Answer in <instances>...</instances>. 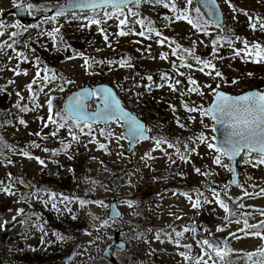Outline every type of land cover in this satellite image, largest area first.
<instances>
[{"label":"snow or ice","instance_id":"obj_1","mask_svg":"<svg viewBox=\"0 0 264 264\" xmlns=\"http://www.w3.org/2000/svg\"><path fill=\"white\" fill-rule=\"evenodd\" d=\"M223 3L227 6L233 22H238L237 16L243 14L247 17V26L251 31H259L264 34V18L251 15L247 11L238 8L233 0H223ZM14 6L18 15L37 11L43 14V20L40 24L30 26L21 24L19 20L10 26H6L0 21V37L7 36L0 43V54H4L9 63L13 59L16 61L14 66L0 69V71H11L14 77L21 75L27 77L29 70L22 69L20 65L27 63L32 65L34 69L32 78L25 88L21 89L15 79H9L6 85L0 88V92L7 95L13 94L8 92V88H13L17 97V102L12 106V109L5 112V117L10 116L12 123L6 125L0 123V128L12 127L18 130V126L27 127L28 121L23 118V114L46 108V116L37 118L40 130L29 133V135L35 136L39 141H46L49 137H52L60 145L59 148L50 149L47 146L41 147V143L33 140L25 148H14L15 152L25 158L35 159L41 166H46L44 159L30 155L31 149H40L53 157L58 156L63 151L67 158L71 160L73 156L70 154V150L73 147V142L79 144L81 136L89 137V143H98L99 149L105 152H108V146L112 142H115L119 148H123L121 141H127L131 146L130 151H134L137 143L151 141L153 146L150 151L152 153L161 151L170 163L176 164L177 160L168 153L169 149H173L179 161L182 164L191 166L193 172L201 177L216 175L211 171L212 166L233 173V180L224 184L222 188L213 182V186L209 189L212 192V200L208 199L200 188L184 191L177 189L173 195L179 194L186 197L190 207L196 210H200L206 204L217 203L225 215L219 218L220 223L215 229L216 232L227 230L230 237L238 238L236 232L231 230V225L235 224L238 226L239 231L264 239V210H260L258 222L250 223V214L244 211L246 205L242 202L243 196L253 198L257 193L248 192L243 185L238 183L237 173V163L252 167L264 165V89L241 91L239 94L224 91L225 87L238 86L240 80L226 77L217 68L216 64V61L225 58L221 55L225 47L231 51L230 58L240 59L243 63L264 64V43L250 41L246 37L242 38L236 34L234 28H229L218 0H196L195 7L194 0H65L62 4L59 3V0H55L43 9L39 8L38 4L24 3V0H18ZM143 6H159L167 10L162 17L164 28L171 29L174 24L185 22L190 26V33L196 36L197 39L191 40V37H189L191 40L190 46H182L175 38L164 35L163 31L156 26V22L143 14L141 10ZM202 9L204 10L202 11ZM61 18H64L66 23L84 21L81 25L83 28L96 26L105 46L113 51L115 49L110 40V35L116 37L136 36L143 40L153 41L161 47L167 46L170 52L160 51L156 56H151V59L156 60L158 58L161 61H169L171 72L159 74L157 80L154 79L153 75H144L140 70H137L133 79L139 77L143 83H136L133 87L144 91H137L133 99L138 102L144 95L167 87L169 91L178 93L181 98V107L186 113L185 122H182L179 117L176 118L177 127L190 131L188 125H195L198 122L200 131L192 133L185 141H181L179 138L171 140L167 137H154L150 134L151 129L146 123L126 108L117 92V88L123 89V85L118 82L112 86H80L77 90L71 92L66 99L58 97L56 93L63 94L67 92L70 86L76 85V81L57 72L54 67L48 66L46 62H42L39 56H36L33 62L25 51L18 50L20 42L17 37L21 32L7 31L8 27L24 32H27L29 28L42 29L40 35H45L50 39L52 50L57 53L64 52L66 60L80 59L82 61L80 67L83 69L84 74L90 77L101 75L105 68L108 71H112L116 66L120 69L137 68V64L133 62L131 56L121 54L114 60H97L84 52H77L63 38L62 25L59 23ZM44 25H49L50 30L45 28ZM113 27L115 31L110 33L108 30ZM200 37L207 38V43ZM116 43L118 44L119 41L117 40ZM132 43L140 44L142 40L137 39ZM198 44L204 48H210L207 57L197 54ZM25 46L27 47V45ZM151 49L152 44L149 43L145 51L150 55ZM28 50L33 54L35 53L34 48ZM96 51L99 52L102 49H96ZM137 51L139 52L141 49L138 48ZM11 53H14V56ZM170 56L176 59H170ZM193 71L207 77L209 82L200 83L192 75ZM252 75L251 72L247 73L248 77ZM123 90L126 93L132 92L131 88ZM24 91L28 93L27 97L23 94ZM193 95L198 96L201 101L208 98L210 102L205 105L203 102L197 103L195 100H189L188 97ZM41 97H43V103ZM59 99H62L63 103L57 106ZM169 107L173 112L177 111L175 105L169 104ZM97 125H103V127L97 129L95 127ZM113 125L120 129L119 133L115 132ZM43 129H48V132L45 133ZM61 130L65 132L64 137L59 136ZM97 131L104 137L105 143L96 140L94 133ZM209 132L211 135H208ZM0 144H4L2 138H0ZM201 146L208 150L210 164L207 168L194 165L193 157L200 156L199 148ZM85 147L87 146L85 145ZM117 154L123 155L124 153L118 152ZM0 155H3V153H0ZM140 159L148 166L147 162L156 159V157L145 153ZM225 159L228 163H225ZM4 160L6 162L5 167L13 163L6 156ZM180 175L181 178H186L184 173ZM7 178L8 184L6 186L4 181L0 180V190L8 195H15V192L11 191L15 183H19L28 189L20 193L17 203L30 206L38 203L45 208L50 205L51 209L57 212L60 211L58 205L63 204L65 210L69 213L72 212V209L68 207V204L73 200H77L81 206L86 203L84 199L37 187L21 178L14 179L10 172L7 173ZM234 182H236L237 187L243 190V196L236 200L227 195L221 198L222 193H227ZM252 187L255 188L256 185H252ZM193 193L195 194L194 200ZM259 195L264 196V188L260 189ZM91 202L107 207L103 200H93ZM126 206L133 208L134 201L128 199ZM8 211H11V209H8ZM16 211L17 215L13 216V221H17V218L20 217V222L24 223L26 227L38 229L42 233L41 243L43 244L45 237L48 235V232L44 229V224L47 221H43L41 214L26 212L25 208H18ZM113 215L118 216L120 213L113 210ZM175 218L182 219L181 216H175ZM72 219H76V216L73 215ZM103 224L108 226V221L105 220ZM6 225L7 222L5 221L4 226ZM202 230L205 233L211 232L209 228H203ZM188 232H191L194 237L200 235L195 225H186L182 230L172 229L171 232L165 233L169 242H174L177 248L186 250L179 252V255L187 261V264H217V261L220 264H232L231 256L234 253L228 248L227 243L210 241L208 238L195 239V244L200 251L193 255V244L181 243V238ZM87 234L91 235L90 232ZM53 235L59 236V233H53ZM155 238L158 241L161 240L159 232H157ZM241 255L246 258V264H264V247Z\"/></svg>","mask_w":264,"mask_h":264},{"label":"rangeland","instance_id":"obj_2","mask_svg":"<svg viewBox=\"0 0 264 264\" xmlns=\"http://www.w3.org/2000/svg\"><path fill=\"white\" fill-rule=\"evenodd\" d=\"M33 4H38V7L43 9L45 6L55 2V0H25ZM18 0H0V17L6 21L3 23L6 26L14 24V14L11 11L14 9L15 3ZM65 0H59V3H64ZM223 11L225 13V20L229 28H234L236 33L244 35L246 38L264 43V34L259 31L253 32L247 26V17L243 14L237 16L238 22H233L227 6L224 5L223 0H219ZM233 3L240 9L253 12L257 16L264 18V0H233ZM196 1L194 0V7ZM143 14L154 15L156 19H162L167 10L157 6H143ZM40 14L41 12L33 11ZM62 25L61 29L66 27L68 23L64 18L59 21ZM84 21H75L73 25L68 28L72 31V36L79 38L85 43L82 48H76L77 52H84L85 54L95 57V59H117L121 54L130 56L133 54L134 63L137 64L136 69H120L118 66L114 67L112 71L104 70L101 75L96 77H90L84 74L83 69L80 67L82 61L76 60H61L54 67L57 72L62 73L69 79H74L76 85L70 86L68 91L61 94L64 99L69 95L71 91L77 90L80 86H93L95 83H105L110 86L117 82L123 85V89H132L131 93H126L123 89L117 88L118 95L123 100L126 108L134 112L138 117L146 121L147 126L151 129V135L154 137H167L168 139L175 140L179 138L181 141H185L192 133H198L200 131L199 124H189L190 131H185L177 127L176 118L179 117L182 122L186 120V113L181 107V98L178 93L169 91L167 87L163 89L154 90L148 95H144L138 102L134 101L133 97L137 91H144L133 87L136 83H143L139 77L133 79L134 74L139 67L145 69L142 74H153L171 72L169 61H161L158 58L152 60L151 56H156L160 51H169L167 46L161 47L153 41L143 40L140 37H116L110 35V40L113 44V48L109 49L105 46L102 36L98 33L96 26L90 28L81 27ZM111 23V22H109ZM160 26L164 35L175 38V40L184 46H190L191 40H196L197 37L192 35L189 31L190 26L185 22H178L174 24L171 29L164 28L161 21ZM45 28L50 30V26L46 25ZM18 31V29L7 28V31ZM42 29H36L30 35L27 33L25 36L20 35L17 38L28 39L29 41L35 40L31 44L24 43L18 45V50L25 51L29 58L33 61L37 56L38 48H46V57L49 59V48L52 47L50 39L45 35H40ZM110 33L115 31V28L108 30ZM191 37V40L189 39ZM5 37H0V43L3 42ZM140 39L142 43L135 44L132 41ZM207 43V38L200 37ZM119 41L117 44L116 41ZM88 43V44H86ZM151 43L152 49L149 55L145 49L147 45ZM27 45V47L25 46ZM88 46V48H87ZM238 47L240 45H237ZM175 47V45H173ZM29 48H34L35 53L29 51ZM141 51H137V49ZM96 49H102V51H96ZM204 47L197 45L196 52L200 53ZM210 49V48H209ZM9 51V50H6ZM14 56V53H11ZM65 54V53H64ZM70 54V53H69ZM66 55V54H65ZM225 58L223 60L216 61L217 68H219L226 77L230 79H239L240 84L238 86H228L224 90L232 93H240L241 91L253 88L264 89L259 86H264V64L255 63H243L240 59H233L231 57V51L223 50L221 52ZM207 57V55H206ZM170 59H176L171 57ZM45 62V61H42ZM16 61L13 59L10 63L7 61V57L4 54H0V69H6L14 66ZM49 66V65H48ZM22 69H28L29 75L27 77L21 75L14 77L11 71H0V86L3 88L9 79H15L16 83L21 89L26 87V84L31 80L33 75V67L30 64L23 63L20 65ZM99 71V69H97ZM251 72V77L247 76V73ZM105 81L102 82L99 79L103 76ZM43 75V73H42ZM192 75L200 82L207 83L208 78L199 72L193 71ZM127 77V79H125ZM154 79L158 80L155 76ZM8 92H12V95L0 94L2 100L5 95L7 99L6 106L10 107L17 102V97L14 94L13 88H8ZM25 97L28 93L23 92ZM145 99L150 100L151 106H157L163 113L165 123L159 122L158 119L147 118L145 119V110L143 109V101ZM189 100H195L197 103L210 102L208 98L203 101L193 95L188 97ZM43 103V97H41ZM169 104L175 105L177 111L169 107ZM0 104V123H3V110ZM144 113V114H143ZM47 110L40 109L36 112H30L23 114V118L28 121V126H18V130L12 127L0 128V138L3 139L4 144H0V180L4 181L5 186L8 184L7 173H12L13 178H21L26 182H30L37 187H43L51 190V187L46 183L49 181L47 178L52 177V173L57 179H65V191H62L60 186L53 185V189L56 193H70L72 197H78L86 201L84 206H81L77 200H73L68 207L72 209L69 213L65 210L64 205H58L60 211L43 207V205L34 203L28 205L24 203H17L20 198V193L27 191L23 185L15 183L11 191L15 192V195H8L6 192L0 190V235L3 230L4 222L13 221V216L17 215L18 208H25L26 212H35L41 214L46 212V220L50 222L52 219L53 224H44V229L49 230L48 235L45 237V242L41 243L42 233L34 227H26L24 223L20 222V218L17 221H13L10 226L8 235L10 233L12 238L7 239L5 242H0V264H41L47 261L39 262L37 258L28 256L26 260L22 259L24 253H30L32 256L38 251L54 250L53 254L57 256L68 255L69 253L78 250V255L73 258L72 264H116V260L121 264H184L185 260L179 255V252L186 251L183 248H177L174 242H169L165 236V233L171 232L172 229L177 231L182 230L186 225H195L200 232L199 237H194L191 232L185 233L181 238V243L193 244V253L196 254L200 249L195 244V239H204L207 236L203 232V228H209L210 235L215 236L222 243H227L228 248L235 254V260L245 259L241 254L248 251H254L264 247V239L253 237L250 234L244 232L243 235L237 236L238 238H231L229 232H216L215 229L220 223V219L225 213L219 208L217 203L206 204L200 210L192 209L186 197L179 194L173 195L177 189L192 190L194 188H200L204 191V195L212 200V192L209 190L215 185L223 187L224 184L231 180V172L212 166L211 171L216 173L211 177H201L193 172V168L188 164H182L175 156L174 150L169 149L168 153L177 160L176 164H172L165 157L161 151L152 153L150 151L152 145L151 141H144L137 143L135 150L130 151L128 149V142L121 141L123 148H119L115 142H112L108 146V152L99 149L98 143H89V137L81 136L80 142L77 144L73 142V147L70 150V154L73 159L69 160L67 156L61 151L58 156H51L49 153H45L40 149H31L30 155L38 156L44 159L46 166H41L35 159H28L17 152L14 148H25V146L33 140H37L35 136L29 135V133L40 130L38 117L46 116ZM206 123L208 121H205ZM97 129L102 128L103 125L95 126ZM116 133L120 132V129L115 125L112 126ZM45 133L48 129H43ZM96 140L101 143H105L104 137L100 135L99 131L94 133ZM208 135H211L209 132ZM60 137L65 136L63 130L59 133ZM41 147L47 146L50 149L59 148L57 140L49 137L46 141H39ZM85 145L87 147H85ZM87 151V156H84L83 151ZM124 153L118 155L117 153ZM149 153L155 155L156 159L145 162L140 157ZM199 157H193L195 166H203L207 168L210 164L208 158V150L203 146L199 148ZM8 157L13 163L5 167L4 157ZM79 158L84 159V167L87 173L81 172L78 176L73 175V168ZM77 159V160H75ZM225 163L228 161L225 159ZM237 167L240 175V184L247 189L248 192L257 193L253 198L243 196V190L237 186H232L227 193L222 195L230 196L233 200L239 199L243 196V203L246 205L244 211L248 212L250 223L258 222L260 218V210H264V196L259 195L260 189L264 188V165L258 167H252L250 165H243L237 163ZM202 168V170H203ZM181 173L186 175V178H181ZM71 176V177H70ZM250 177V179H249ZM54 179V178H53ZM45 180V181H44ZM43 181V182H41ZM129 182L130 185H129ZM177 185L180 188L166 189L168 185ZM252 185H256L255 188ZM47 186V187H45ZM52 191V190H51ZM142 194H146L145 196ZM221 195V198L223 196ZM111 197L122 198L119 202V208L122 211L123 216L119 219H114L109 216L110 205H108V199ZM132 199L134 201V207L128 208L126 201ZM195 194L193 193V200ZM93 200H103L105 205L100 206L94 204ZM250 206V207H249ZM11 209L8 211L6 209ZM215 209V211H214ZM175 214V215H173ZM75 215L76 219L83 215V219H87V224L83 229L79 228L76 224V219H72ZM175 216H181L182 219H176ZM107 220L108 226H104L103 222ZM76 224V225H75ZM80 226V225H79ZM70 227L73 231H76L75 236L71 234ZM9 228V227H8ZM75 228V229H74ZM81 230H83L81 232ZM231 230L238 233V226L231 225ZM91 233L88 235L87 233ZM157 232L161 235V240L158 241L155 237ZM53 233H59V236L53 235ZM118 233L117 240H125L127 246L125 248L114 247L113 250L119 253L112 252V259L102 256L104 249L113 243L115 240V234ZM76 234L78 236H76ZM3 235L0 239H3ZM174 236V233H173ZM163 241V242H161ZM35 256V255H34ZM116 257V259H115Z\"/></svg>","mask_w":264,"mask_h":264},{"label":"trees","instance_id":"obj_3","mask_svg":"<svg viewBox=\"0 0 264 264\" xmlns=\"http://www.w3.org/2000/svg\"><path fill=\"white\" fill-rule=\"evenodd\" d=\"M249 14H251V12H248ZM144 15H146V14H144ZM146 16H148V17H150L152 20H154L155 22H156V26L157 27H159L160 28V23H161V21H163V20H161L160 18L159 19H156L155 17H154V15H146ZM73 22L74 21H72L71 23H68V25L66 26V27H64V29H61V33H62V35H63V38H64V40L68 43V44H70L71 46H72V48H74V49H78V48H82L83 46H85V43L84 42H82L79 38H77V37H75V36H72L71 34H72V31L71 30H68V28L69 27H71L72 25H73ZM86 44H88V43H86ZM89 45V44H88ZM35 48H36V50H37V56H39L40 58H41V61H45L46 63H47V65H49L50 67H51V65H57L61 60H63L64 59V56H65V54H64V52H59V53H57V52H55V51H53L52 50V47L51 48H49V54H48V57H49V59H47V57L45 56L46 55V48L45 47H43V48H38L37 46H35ZM87 48H88V46H87ZM132 58H134V56H133V54H131L130 55ZM135 59V58H134ZM134 59H133V61H134ZM138 69L143 73V71H145V69L144 68H142V67H139L138 66ZM105 70H107V68H105ZM149 74H151V73H149ZM154 74V73H153ZM153 74H151V75H153ZM159 74L160 73H156V75H153V77L155 78V76H157V77H159ZM144 75H147V74H144ZM104 74H103V76L99 79L100 81H102V82H104L105 81V79H104ZM259 86H263V84H261V85H259ZM0 88H2L1 86H0ZM0 94L2 95V94H4L3 92H0ZM58 97H61V95H59V94H56ZM3 97V99L1 100L0 99V104H3L4 103V105L1 107L2 108V110H3V114H4V116H3V123L6 125V124H9V123H12V120H11V117L9 116V117H5V112L6 111H8V110H11L12 109V106H10V107H7L6 106V101H7V99L8 98H6L5 97V95L4 96H2ZM62 102H63V100L62 99H59L58 101H57V106H60L61 104H62ZM151 102H150V100L149 99H145L144 101H143V109L145 110L144 112H145V119L147 118V120L149 119V118H156V119H158L159 120V122H163V123H165V120H164V118H163V115L165 114V113H163L162 112V110L161 109H158V107L157 106H151V104H150ZM77 160V159H76ZM72 168H73V175H75V176H78L81 172H85V173H87V170L85 169V167H84V159L83 158H79V160H78V162H76L74 165H72ZM71 177V176H70ZM54 178V179H53ZM47 180L49 181L48 183H46L45 182V184H47L48 186H50L51 187V190L52 191H54L55 189H53V185H58V186H60V188H61V190L62 191H65V188H66V186H65V179H57L56 177H55V175L52 173V177H50V178H47ZM45 181V180H44ZM41 182H43V181H41ZM45 187H47V186H45ZM170 187H174V188H180V187H178L177 185H168L167 187H165L163 190H165V189H168V188H170ZM59 193H61V192H59ZM66 195L67 196H70V197H72L71 196V194L70 193H66ZM142 195H146V194H142ZM223 197L225 196V195H222ZM244 199V198H243ZM231 203V202H230ZM46 215V212H43V216H45ZM83 217V215L80 217V218H78V219H76V224H77V226L79 227V228H81V229H83L84 227H85V225L87 224V219H83L82 218ZM18 218H20V217H18ZM21 219V218H20ZM10 224H13V221H11V222H9V223H7V225H10ZM48 224H50L49 226H51V224H53V221H52V219L50 220V222H48ZM75 224V225H76ZM5 226V229L4 230H7V231H4V232H1V235H3L2 237H3V239H0V242H5L7 239H11L12 238V236H11V234L12 233H10L9 235H8V227L9 226ZM25 225V224H24ZM80 225V226H79ZM72 227H70V231H71V234L72 235H74L75 236V233H76V231H79V230H75V231H73L72 229H71ZM75 229V228H74ZM83 230H81V232H82ZM239 234H244V232H241V233H239ZM0 235V236H1ZM76 236H78L77 234H76ZM35 255V254H34ZM32 256V254H30V253H24L23 254V258L22 259H24V260H26V258L28 257V256H30V257H34V258H37L39 261H42V260H45L46 258H44L42 255L40 256V255H35V256ZM236 256H239V254H235L234 253V255H232L231 256V262H232V264H246V258L243 260V259H241V260H238V261H236L235 260V258H236ZM57 257V255H51L49 258H48V260H52V259H55ZM217 264H220V262L219 261H217Z\"/></svg>","mask_w":264,"mask_h":264},{"label":"water","instance_id":"obj_4","mask_svg":"<svg viewBox=\"0 0 264 264\" xmlns=\"http://www.w3.org/2000/svg\"><path fill=\"white\" fill-rule=\"evenodd\" d=\"M203 10L204 9H202V11ZM12 12H14L20 18H22V16H24V15H18L17 9H14ZM97 85H108V84L100 83V84H97ZM108 86H110V85H108ZM86 87H88V86H86ZM233 184H236V182H234ZM118 202H119V199L110 198V212H109V216L112 217V218H120L121 217V212H120L119 208L117 207ZM113 210H115L116 212H119L120 215H118V216L117 215H113ZM117 237H118V233L115 234V240L113 241V243L108 245L104 249V251H103V256L104 257L112 259V252H113L114 247L125 248V243L123 241L117 240ZM210 241L218 242L217 239L212 238V237H210ZM75 255H76V251H74L69 257H67L66 261H68V262L72 261L73 258L75 257Z\"/></svg>","mask_w":264,"mask_h":264},{"label":"flooded vegetation","instance_id":"obj_5","mask_svg":"<svg viewBox=\"0 0 264 264\" xmlns=\"http://www.w3.org/2000/svg\"><path fill=\"white\" fill-rule=\"evenodd\" d=\"M3 18H4L3 16H2V17H0V21H2V20H3ZM13 20H14V22H16V21H17V19H15V18H14ZM20 23H21V22H20ZM21 24H23V23H21ZM29 29H30V28H29ZM114 253H116V254H117V253H119V252H118V251H115ZM62 258H63V257H62ZM115 259H116V257H115ZM116 264H121V263H120L119 261H117V260H116Z\"/></svg>","mask_w":264,"mask_h":264}]
</instances>
